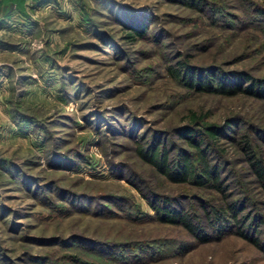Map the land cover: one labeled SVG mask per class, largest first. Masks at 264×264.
Listing matches in <instances>:
<instances>
[{
    "label": "rangeland",
    "instance_id": "374dc122",
    "mask_svg": "<svg viewBox=\"0 0 264 264\" xmlns=\"http://www.w3.org/2000/svg\"><path fill=\"white\" fill-rule=\"evenodd\" d=\"M206 1L222 4L235 15L243 16L247 11L239 0ZM244 2L264 6V0ZM79 3L82 10L76 0H56L26 10L19 17H9L7 25L0 28V155L21 162L24 173L49 183L48 188L58 193L89 195L110 210L98 215L75 208L66 214L57 212V206L69 204L48 190H40L34 197L24 185L0 171V258L6 257L0 264H33L25 252L47 257L52 264H122L109 258L116 255H111L107 246L112 243L154 247L151 255L137 252L139 260L131 258L123 264H264V252L237 235L195 243L178 225L126 217L127 211L139 215L151 214L152 210L106 162H121L159 193L194 194V187L168 182L142 162L133 151V141L123 135L131 125L136 135L147 139L152 133L162 135L167 145L185 146L174 133L190 110L200 111L210 122L221 123L234 115L228 126L231 137L247 133L259 145L264 161V144L252 128H261L263 135L264 100L188 90L164 70V64L179 50L189 54L194 64L218 63L224 69H242L264 78V33L252 26L225 28L216 14L217 25H207L193 9L169 0ZM82 13L91 21L81 20ZM130 17L148 23V33L161 29L162 46L149 40L125 41L116 19ZM226 19L233 27L237 25L233 19ZM98 31L108 38L103 40ZM202 47L206 50L201 51ZM62 85L68 92L65 99L58 98ZM13 111L44 125L46 132L17 125ZM96 115L101 117L97 123L101 124L100 131L94 126ZM38 133L46 135V148L71 157L78 152L89 162H81L78 168H51L46 152L36 145ZM217 146L222 157L232 163L229 166L235 175L231 178L239 181L238 188L264 204V194L258 183L250 181L252 176L236 145L222 138ZM173 153L174 149L170 151ZM108 194L125 204L114 206ZM261 211L264 213L263 205ZM72 235L78 241L66 246L51 239ZM180 240L195 245L174 253L172 244Z\"/></svg>",
    "mask_w": 264,
    "mask_h": 264
},
{
    "label": "trees",
    "instance_id": "16d2710c",
    "mask_svg": "<svg viewBox=\"0 0 264 264\" xmlns=\"http://www.w3.org/2000/svg\"><path fill=\"white\" fill-rule=\"evenodd\" d=\"M169 1L193 9L199 16L204 18L203 20H205L207 25H217L214 18V14H216L217 16H221V25L225 28L230 27L243 30L252 26L251 28L264 33L263 5H257L252 2L245 3L244 0H239L241 4L244 3L242 4L243 10H247L243 11V16H241L223 9L222 4L218 5L206 0ZM49 2H56V0H32L30 5L33 9ZM76 2L79 4L78 8L82 10V3H79V0H76ZM16 3L17 5L20 4L18 1ZM22 12L25 14L24 11ZM226 18L233 19L237 25L233 27L231 21H228ZM80 19L85 23L91 21L86 13H82ZM116 20L124 30L123 38L125 41L133 42L136 39L149 40L155 45L162 46V43L159 41L161 35L159 31L161 29L156 28L148 33V23H141L138 19L135 20L131 17L129 19ZM97 35L103 40H106L104 39L105 37L108 38L107 36H102L101 31H98ZM110 45H113V48L116 50L112 42ZM205 50L206 47H202L201 51ZM189 58L190 55L187 53L179 50L174 51L172 61L164 64L165 75L177 81L188 90L224 96L244 94L264 100L263 77L249 74L242 69H224L218 63L208 65L194 64ZM9 71L6 73L7 76L10 74ZM59 91L58 98L65 99L68 92L63 85L59 87ZM77 92L76 90L72 93L75 95ZM13 112V115H16L14 121L17 125L34 127V129L40 132L46 130L44 125L27 117L24 113ZM232 116L234 115L223 119L221 123L210 122L206 121L205 114L200 111L190 110L183 117L185 120L182 124L175 128L176 133H174L177 139L184 142L185 146L173 145V143L167 145L166 136L162 137V135L158 136L153 133L147 139L145 135L139 136L132 133L131 125L126 127L128 130L123 132H127V134L123 135L133 141V151L142 162L148 164L168 182L190 185L195 188L193 190L194 194L190 196L188 194L168 195L159 193L146 185L142 179L139 180L126 165L121 164V162L107 160V165L113 170L115 176L119 179H124L135 188L152 210L151 214L139 212V215H130L131 213L127 211L128 213H125L126 217L135 219V221L147 218V220L178 225L196 241L195 243L217 240L226 234H234L247 240L264 252V213L261 211V205L264 206V204L250 199L246 192L238 188L239 181H233L231 178L235 175L233 168L229 166L232 163L222 157V151L217 146L220 139H231L243 155L242 162L247 164L249 175L252 176V180L250 181L258 183L261 192L264 194V161L260 154L261 149L259 145L253 143L247 133H242L238 137H231L230 134L232 132L228 129V126L230 124L229 119ZM96 118L94 126L100 131L101 124L98 126L97 123H99L101 117L96 115ZM252 128L259 133L258 138L264 144V133L261 135V131L263 130L255 126ZM45 142L46 135H37L36 145L41 151L44 150L46 152L45 160L51 168H78L81 162H89L85 156L83 157L78 152L74 153L73 157H71L66 152L53 149V147L46 148ZM173 149L174 153L170 154V151ZM21 164V162H14L0 155V171L3 175L8 176L11 181L24 185L34 197H36L37 192L40 190H48L69 204L70 207L65 205L57 206L58 208H55L57 212L60 211L66 214L75 208V210L81 212H90L98 215L110 210L106 204L101 203L95 197L94 199L92 196L75 194L70 191L58 193L56 189L48 188L49 183H40L41 180L39 181L33 176L24 173L21 169ZM226 166H229L228 169ZM107 196L111 197L109 202L116 207L120 204H125L120 199L112 197L113 195L108 194ZM38 199L42 200V198ZM192 204L196 205L199 212L196 211ZM51 239L62 246L78 241V237L73 235L67 238L51 237ZM195 243L180 240L172 244L175 249L174 253H182L192 248ZM107 246L111 247L109 249L112 250L111 255L116 254L109 258L122 264L125 263L123 261L131 258L139 260L140 255L137 252L151 255L154 251V247L145 243H112ZM25 254L33 264H52L51 262H53H50V259L47 257L32 255L28 252H25ZM69 257L74 261H78L76 257ZM3 258L6 259V257ZM3 258H0V260H3Z\"/></svg>",
    "mask_w": 264,
    "mask_h": 264
},
{
    "label": "crops",
    "instance_id": "0c3cea01",
    "mask_svg": "<svg viewBox=\"0 0 264 264\" xmlns=\"http://www.w3.org/2000/svg\"><path fill=\"white\" fill-rule=\"evenodd\" d=\"M16 1H18L20 4L17 5ZM31 1L32 0H0V28L7 25V23L10 21L9 17H19L21 14H23L22 11L26 13V10L32 9L30 5ZM35 8L36 7H34V9Z\"/></svg>",
    "mask_w": 264,
    "mask_h": 264
}]
</instances>
